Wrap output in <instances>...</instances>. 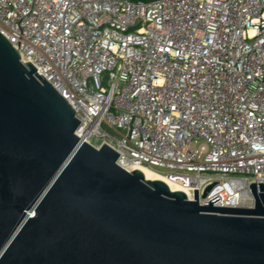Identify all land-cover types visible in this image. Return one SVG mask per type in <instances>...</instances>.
Masks as SVG:
<instances>
[{
  "label": "built area",
  "instance_id": "obj_1",
  "mask_svg": "<svg viewBox=\"0 0 264 264\" xmlns=\"http://www.w3.org/2000/svg\"><path fill=\"white\" fill-rule=\"evenodd\" d=\"M0 33L118 166L144 165L191 201L197 189L198 205L254 207L264 0H0Z\"/></svg>",
  "mask_w": 264,
  "mask_h": 264
},
{
  "label": "water",
  "instance_id": "obj_2",
  "mask_svg": "<svg viewBox=\"0 0 264 264\" xmlns=\"http://www.w3.org/2000/svg\"><path fill=\"white\" fill-rule=\"evenodd\" d=\"M35 70L0 33V264H264V183L203 206L127 171Z\"/></svg>",
  "mask_w": 264,
  "mask_h": 264
},
{
  "label": "bare ground",
  "instance_id": "obj_3",
  "mask_svg": "<svg viewBox=\"0 0 264 264\" xmlns=\"http://www.w3.org/2000/svg\"><path fill=\"white\" fill-rule=\"evenodd\" d=\"M134 169H138L142 172L143 176L145 179L147 180H161L163 181L170 190L174 191V190H180L182 192L185 193V190L180 186L178 185L177 183L169 180L168 178H166L165 176H163L162 174L144 166V165H135L132 170Z\"/></svg>",
  "mask_w": 264,
  "mask_h": 264
},
{
  "label": "rangeland",
  "instance_id": "obj_4",
  "mask_svg": "<svg viewBox=\"0 0 264 264\" xmlns=\"http://www.w3.org/2000/svg\"><path fill=\"white\" fill-rule=\"evenodd\" d=\"M158 171L162 172L163 170H161V169H158Z\"/></svg>",
  "mask_w": 264,
  "mask_h": 264
}]
</instances>
